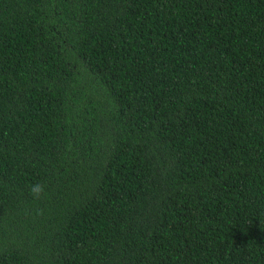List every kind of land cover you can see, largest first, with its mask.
<instances>
[{"label":"trees","instance_id":"trees-1","mask_svg":"<svg viewBox=\"0 0 264 264\" xmlns=\"http://www.w3.org/2000/svg\"><path fill=\"white\" fill-rule=\"evenodd\" d=\"M0 264H264V0H0Z\"/></svg>","mask_w":264,"mask_h":264},{"label":"clouds","instance_id":"clouds-1","mask_svg":"<svg viewBox=\"0 0 264 264\" xmlns=\"http://www.w3.org/2000/svg\"><path fill=\"white\" fill-rule=\"evenodd\" d=\"M30 192L34 199H39L46 195V185L42 183H36L30 187Z\"/></svg>","mask_w":264,"mask_h":264}]
</instances>
